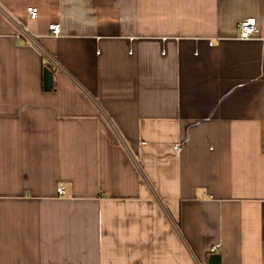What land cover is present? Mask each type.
I'll list each match as a JSON object with an SVG mask.
<instances>
[{"label": "crops", "instance_id": "crops-1", "mask_svg": "<svg viewBox=\"0 0 264 264\" xmlns=\"http://www.w3.org/2000/svg\"><path fill=\"white\" fill-rule=\"evenodd\" d=\"M214 246L264 264V0H0V264Z\"/></svg>", "mask_w": 264, "mask_h": 264}, {"label": "built area", "instance_id": "built-area-1", "mask_svg": "<svg viewBox=\"0 0 264 264\" xmlns=\"http://www.w3.org/2000/svg\"><path fill=\"white\" fill-rule=\"evenodd\" d=\"M26 12H27V16L29 19H35L39 14L38 8L34 5L27 6ZM238 29H239V38L243 40H249V39L257 37L258 35L257 18L252 16V17H248L246 19L241 20L238 23ZM23 30H24L23 35L25 34V36L30 38V36H28V33H27L28 27H25ZM49 30L52 35L59 36L62 31L61 24L58 22L51 23L49 25ZM30 40L34 43L33 38H30ZM39 49H41V51L46 55V57L50 59V61L55 65V67L61 68L57 60H55L49 53L45 52V50H43L40 46H39ZM57 191L59 194H65L66 190L64 186H60L58 187ZM216 251H217V246H214L211 248L212 253H215Z\"/></svg>", "mask_w": 264, "mask_h": 264}, {"label": "water", "instance_id": "water-1", "mask_svg": "<svg viewBox=\"0 0 264 264\" xmlns=\"http://www.w3.org/2000/svg\"><path fill=\"white\" fill-rule=\"evenodd\" d=\"M44 88L51 89L53 87V71L49 67L44 68ZM208 264H221V255L219 253H211L208 257Z\"/></svg>", "mask_w": 264, "mask_h": 264}]
</instances>
